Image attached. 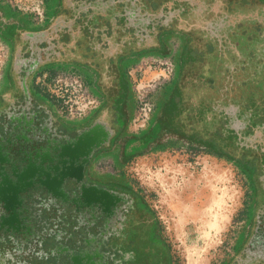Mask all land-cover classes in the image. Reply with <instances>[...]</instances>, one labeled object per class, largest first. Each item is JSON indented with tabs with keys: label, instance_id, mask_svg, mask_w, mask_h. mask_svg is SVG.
<instances>
[{
	"label": "flooded vegetation",
	"instance_id": "obj_1",
	"mask_svg": "<svg viewBox=\"0 0 264 264\" xmlns=\"http://www.w3.org/2000/svg\"><path fill=\"white\" fill-rule=\"evenodd\" d=\"M52 2L40 27L15 30L7 45L0 264H168L154 215L119 174L159 132L247 165L256 203L233 263L264 264V0ZM176 29L183 47L174 86L159 114L129 135L123 66L163 50ZM86 72L96 77V113L62 122L49 83L62 88L70 75L84 83Z\"/></svg>",
	"mask_w": 264,
	"mask_h": 264
},
{
	"label": "rangeland",
	"instance_id": "obj_2",
	"mask_svg": "<svg viewBox=\"0 0 264 264\" xmlns=\"http://www.w3.org/2000/svg\"><path fill=\"white\" fill-rule=\"evenodd\" d=\"M44 4L45 0H0V31L16 14L32 16L36 21L35 14L43 11ZM2 36L0 32V88L9 55ZM181 38L170 37L168 49L136 57L128 69L127 100L131 107L127 134L138 132L149 118L159 114L164 92L174 86V62L183 47ZM48 88L62 122L80 124L88 114L95 115L91 110L81 118L66 116L67 110H76L78 98L73 86L64 93L53 81ZM166 106L171 114V104ZM61 108L64 113H60ZM119 174L133 185L154 215L168 264H234L242 253L252 229L256 192L250 172L234 159L159 132L136 151Z\"/></svg>",
	"mask_w": 264,
	"mask_h": 264
},
{
	"label": "crops",
	"instance_id": "obj_3",
	"mask_svg": "<svg viewBox=\"0 0 264 264\" xmlns=\"http://www.w3.org/2000/svg\"><path fill=\"white\" fill-rule=\"evenodd\" d=\"M46 1L47 0H45V4H46ZM50 1L52 2L53 0H50ZM54 10H55L54 8L52 10L51 9L49 10V15L50 16H53L55 14V11ZM37 27H40V22L38 23V22L34 21V18L32 16H27V15H22V14H16L13 17L12 23H10L9 26H6L5 29L7 28V30H9V31H11L13 33L15 30H17L19 28H37ZM5 29H3V31ZM170 33H172V32H170ZM173 33H174L173 35H170V36L168 35L165 38V40H164V46H165V48L164 49H168L169 48L170 41L168 39L170 37L174 36V37L179 38V39L181 38V36L179 34H177V32H173ZM9 41L10 40H7V45L9 44ZM173 60L175 61V58ZM179 60L180 59H179V54H178L176 56V62H174L175 71H177V69L180 68V66H179ZM123 68L126 69V74H127V70L130 67H127L124 64ZM82 78L84 80V84L86 86H88V88L90 89V91L94 95H96V96L99 95V93L97 91V88L95 87V80H96L95 75H93L91 72H86V74L82 75ZM126 78H127V76H126ZM2 84H3V82H2ZM128 98H129V92L127 94V98L124 100L125 101V105L122 107V111H123V113L125 112L127 114L126 115L127 118L130 119V111H129V108L131 106H130V104H128V100H127ZM54 107H55V105H54Z\"/></svg>",
	"mask_w": 264,
	"mask_h": 264
},
{
	"label": "built area",
	"instance_id": "obj_4",
	"mask_svg": "<svg viewBox=\"0 0 264 264\" xmlns=\"http://www.w3.org/2000/svg\"><path fill=\"white\" fill-rule=\"evenodd\" d=\"M35 19H36V22H38V23L41 22L42 12L37 10V13L35 14ZM68 77H69L68 85H65L64 88L62 87L61 90H63L64 93H67L70 89V86H73L74 93L77 94L76 98H78V101H75L77 111L75 110L76 112L75 111L73 112L72 109H69V110H67L68 113H66V116L70 115V116L75 118V114H76L77 118L84 117L87 112H90L95 107L96 98L91 93L89 88L77 76L70 75ZM59 96H60L59 94H56V97H59ZM60 97L63 98V95H61ZM65 108H67V107H65ZM61 111H60V113H64L62 108H61ZM60 115H62V114H60Z\"/></svg>",
	"mask_w": 264,
	"mask_h": 264
},
{
	"label": "trees",
	"instance_id": "obj_5",
	"mask_svg": "<svg viewBox=\"0 0 264 264\" xmlns=\"http://www.w3.org/2000/svg\"><path fill=\"white\" fill-rule=\"evenodd\" d=\"M1 32V34L3 35L2 36V40H9V37H11L12 36V32L11 31H9L8 30V32H6L5 30L4 31H0ZM172 97L170 98V99H168L167 100V102H166V104L167 103H169V102H172ZM151 140H154V137H152L151 139H149L148 140V142H147V144L151 141ZM199 143H201V142H199ZM205 145V144H204ZM215 145V144H214ZM213 144H210V143H208V142H206V146H208V147H210V148H213V150L212 151H214L215 149H216V145L214 146ZM214 152H216V151H214ZM217 153H219V152H217ZM219 156H226V155H219ZM226 157H228V158H231V159H234L235 161H237L238 163H240L245 169H247L249 172H250V174H251V171H250V169L247 167V165L245 164V163H243V161H241V160H238V159H235V158H233V157H231V156H226Z\"/></svg>",
	"mask_w": 264,
	"mask_h": 264
}]
</instances>
